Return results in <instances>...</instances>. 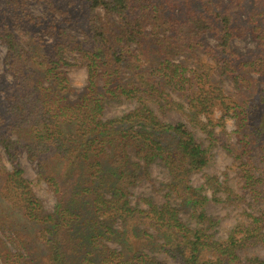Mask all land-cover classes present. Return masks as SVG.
I'll return each instance as SVG.
<instances>
[{"label": "trees", "instance_id": "obj_1", "mask_svg": "<svg viewBox=\"0 0 264 264\" xmlns=\"http://www.w3.org/2000/svg\"><path fill=\"white\" fill-rule=\"evenodd\" d=\"M2 46L0 264H264L251 251L264 248V0H0ZM77 64L80 90L65 71ZM110 101L132 107L105 117ZM215 145L242 190L223 183L241 216L223 236L203 192L218 179L190 181ZM154 161L163 201L140 207L130 187Z\"/></svg>", "mask_w": 264, "mask_h": 264}, {"label": "rangeland", "instance_id": "obj_2", "mask_svg": "<svg viewBox=\"0 0 264 264\" xmlns=\"http://www.w3.org/2000/svg\"><path fill=\"white\" fill-rule=\"evenodd\" d=\"M30 10L33 14H40L42 8L38 4H32ZM210 42H213L212 39H209ZM254 45V42L251 40H234L233 46L237 47L242 51H246L248 48H251ZM4 52V47H1L0 50V74L8 77L7 74L3 72L2 56ZM65 71L69 77L70 83L76 90H80L86 80V70L83 66L77 64L75 66H70L65 68ZM225 86V84H224ZM227 88V86H226ZM132 107L130 102L126 101H110L105 105L104 116L111 117L121 114L123 111ZM215 115H218L216 113ZM159 116L162 121L167 123H174L176 121L185 122L187 125V120L184 119L182 115L177 112H167L160 114ZM188 127L193 131L195 138L198 142L206 145V140L204 134L194 127ZM232 123L227 121L226 130H231ZM210 161L209 163L202 168L201 170L194 171L190 175L191 184L195 187L203 186L204 181L207 176L215 175L218 179V184L220 186L215 187L217 191L212 193L211 188H205L204 193L208 196L210 201L208 202L206 209L207 213L213 217L217 222L213 229L217 235L223 236L228 228H230L237 220L241 218L240 216V207L235 204V202L226 201L224 199V190L223 183L227 184L235 193H240L241 185L240 180L236 172V167L232 164L230 156L225 152V150L219 146L215 145L209 151ZM0 163L8 166L6 162L5 155L2 148L0 147ZM20 164L23 169V175L32 180L35 179L34 165L28 162L24 154L20 156ZM144 172L141 175V178L130 187V201L133 204H137L140 207H146L147 203L145 199L149 198L156 203H161L163 201L162 194L165 191V184L168 181V173L166 168L159 161H154L148 166H144ZM164 187V188H163ZM204 188V187H203ZM33 189L36 195L41 199L42 204L47 211H51L54 206V196L51 191L43 182H39L33 185ZM217 200H214V197ZM251 251L256 253L260 257H264V248L259 246H254L251 248ZM160 256V255H159Z\"/></svg>", "mask_w": 264, "mask_h": 264}]
</instances>
